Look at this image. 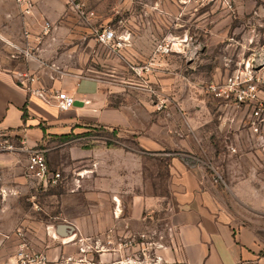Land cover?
<instances>
[{"label":"rangeland","instance_id":"rangeland-1","mask_svg":"<svg viewBox=\"0 0 264 264\" xmlns=\"http://www.w3.org/2000/svg\"><path fill=\"white\" fill-rule=\"evenodd\" d=\"M61 2L28 37L16 5L0 59L44 85L100 79L127 125L91 127L79 146L101 154L89 158L61 153V138L31 146L59 172L51 185L28 175L26 152L0 151V264H176L173 159L204 173L240 222L261 220L225 179L242 190L249 180L264 199V0ZM105 28L115 38L100 43ZM167 33L186 36L189 53L155 56ZM152 128L157 151L140 145Z\"/></svg>","mask_w":264,"mask_h":264},{"label":"crops","instance_id":"crops-1","mask_svg":"<svg viewBox=\"0 0 264 264\" xmlns=\"http://www.w3.org/2000/svg\"><path fill=\"white\" fill-rule=\"evenodd\" d=\"M61 1L32 0L33 15L20 19L33 26L38 25L41 17L54 22L62 12ZM15 6V0H0V34L9 33ZM20 72L13 64L0 59V139H3L1 133L7 132L11 141L25 142L27 147H31L49 139L74 135V138L64 141L59 139L61 153L68 149L72 155L89 158L92 152L101 154L98 148L79 146L81 141L90 138L91 127L125 128L127 125L125 112L122 107L111 105L110 91L102 88L100 79L66 73L65 77L54 79L48 85L36 77L33 84H28L19 76ZM31 88L44 89L46 98L32 93ZM54 89L72 95L74 107L58 109L53 99L48 98ZM23 114L26 115L25 120ZM151 130L150 141H140V145L157 151L156 128ZM112 151L120 154L114 149ZM214 173L217 175L216 171ZM170 174L174 205L169 217L175 234L176 264H264V199H259L249 180L246 189L242 190L222 176L236 196L262 218L243 223L224 205L216 202L209 187L212 185H208L204 173L187 167L180 159H173ZM217 177L220 178L219 175ZM117 199L113 198V202H119Z\"/></svg>","mask_w":264,"mask_h":264},{"label":"built area","instance_id":"built-area-1","mask_svg":"<svg viewBox=\"0 0 264 264\" xmlns=\"http://www.w3.org/2000/svg\"><path fill=\"white\" fill-rule=\"evenodd\" d=\"M17 8L19 9V13L21 17L25 18L31 16L33 14L34 5L32 0H15ZM41 31L43 33L47 32L50 28V24L47 21H44L41 24ZM30 32V23H26L24 27V35L25 37L29 36ZM97 40L100 43H109L111 40L115 38L114 30L112 28L100 29L96 32ZM188 45V40L186 36L180 37L173 35L172 33H167L160 42L156 44L154 47V55L155 56H163L168 55L170 53H176L178 55H186L188 54L185 51L186 46ZM20 77L24 78L25 82L28 84H33L36 80L33 76H27L24 74H19ZM32 93H36L41 98H46L44 89H33L31 88ZM49 99H53L54 105L60 110H67L75 105V98L68 94L65 91L54 89L50 92L48 96ZM241 100V96H238ZM257 113V112H255ZM10 133L3 132L1 136L3 139L0 141V151H22L27 153V173L30 177L35 178L43 183L47 184H55L58 177L59 172H50L46 159L43 156L45 149L35 146V147H27L25 142H19V145H15L9 139Z\"/></svg>","mask_w":264,"mask_h":264},{"label":"trees","instance_id":"trees-1","mask_svg":"<svg viewBox=\"0 0 264 264\" xmlns=\"http://www.w3.org/2000/svg\"><path fill=\"white\" fill-rule=\"evenodd\" d=\"M25 117H26V115L25 114H23V118H24V120H25ZM68 137H61V139H67Z\"/></svg>","mask_w":264,"mask_h":264},{"label":"bare ground","instance_id":"bare-ground-1","mask_svg":"<svg viewBox=\"0 0 264 264\" xmlns=\"http://www.w3.org/2000/svg\"><path fill=\"white\" fill-rule=\"evenodd\" d=\"M73 235L68 236V239H72Z\"/></svg>","mask_w":264,"mask_h":264}]
</instances>
